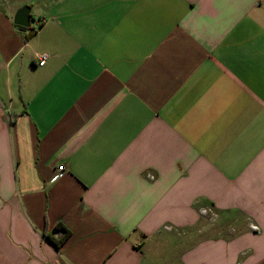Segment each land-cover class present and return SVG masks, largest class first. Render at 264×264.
Returning a JSON list of instances; mask_svg holds the SVG:
<instances>
[{"label": "crops", "instance_id": "obj_1", "mask_svg": "<svg viewBox=\"0 0 264 264\" xmlns=\"http://www.w3.org/2000/svg\"><path fill=\"white\" fill-rule=\"evenodd\" d=\"M0 264H264V0H0Z\"/></svg>", "mask_w": 264, "mask_h": 264}, {"label": "trees", "instance_id": "obj_2", "mask_svg": "<svg viewBox=\"0 0 264 264\" xmlns=\"http://www.w3.org/2000/svg\"><path fill=\"white\" fill-rule=\"evenodd\" d=\"M34 29H31L28 33L27 36H30L34 33ZM61 230L63 231L62 235L56 236L55 231ZM70 235V230L61 222L57 223L54 229L50 232L45 231L44 237L48 239L56 249H59L61 245L65 242V240L69 237Z\"/></svg>", "mask_w": 264, "mask_h": 264}, {"label": "water", "instance_id": "obj_3", "mask_svg": "<svg viewBox=\"0 0 264 264\" xmlns=\"http://www.w3.org/2000/svg\"><path fill=\"white\" fill-rule=\"evenodd\" d=\"M14 22L19 30L26 31L31 25V6L25 4L20 7L14 15Z\"/></svg>", "mask_w": 264, "mask_h": 264}, {"label": "built area", "instance_id": "obj_4", "mask_svg": "<svg viewBox=\"0 0 264 264\" xmlns=\"http://www.w3.org/2000/svg\"><path fill=\"white\" fill-rule=\"evenodd\" d=\"M37 57L39 59V65H44L46 63V59L48 57V53L46 52H40V53H37ZM67 166L66 164H60L58 167H57V173L55 174V177L59 176L61 173H64L65 171H67ZM151 178H153V175H150ZM209 212V210H206V209H203L202 210V213H207ZM257 228V227H255Z\"/></svg>", "mask_w": 264, "mask_h": 264}]
</instances>
